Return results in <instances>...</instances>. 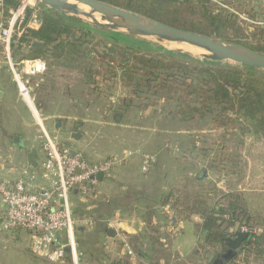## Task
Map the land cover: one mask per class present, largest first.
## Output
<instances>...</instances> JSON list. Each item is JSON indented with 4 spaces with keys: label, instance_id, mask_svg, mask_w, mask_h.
Returning a JSON list of instances; mask_svg holds the SVG:
<instances>
[{
    "label": "trees",
    "instance_id": "trees-1",
    "mask_svg": "<svg viewBox=\"0 0 264 264\" xmlns=\"http://www.w3.org/2000/svg\"><path fill=\"white\" fill-rule=\"evenodd\" d=\"M3 1L5 10L8 8L14 10L17 7L15 0ZM96 1L176 29L239 46L248 51L264 53V23L262 26L253 28L250 39L244 36L238 27L235 38H229L227 33L231 29L230 25H233L229 22L230 16L209 11L204 0H196L195 3L194 0H181L186 4L190 2V6L197 4L203 10L202 18L205 23L198 26L190 25V27L161 18L157 13L160 10H166L164 8L167 6L168 11L177 12L170 7L179 9L180 5L184 4L171 5L180 0ZM32 18L37 20L38 27L26 28L23 34L12 39L13 56L17 52H23L27 54L23 59L54 61L56 66L69 68L86 77V82L90 84L95 83L93 79L96 77L109 75L111 79L119 81L125 88L130 89L127 98H122L120 101L125 110L131 107L134 109L142 107V111H146L150 107L155 108L159 102H167L171 104V107L163 108L160 112L179 123L203 122L212 131H237L241 135L257 139L264 137V70L196 58L168 50L148 39L96 27L40 3L34 8L25 9L23 25ZM33 41L41 42L42 46L29 48L28 45ZM52 65L53 63H50L49 67ZM135 99L140 101L138 107L135 106ZM116 113L114 119L118 120L122 117V112ZM220 159L217 162V167L220 169H225V164L231 162L230 158L225 159L224 155H221ZM214 162L215 160H212L204 170L194 175L195 182L207 168H215L212 165ZM231 173L228 172V174ZM99 182H103V179ZM97 188L98 186L94 187L89 196H93ZM172 194H174L173 202H171ZM71 196L77 195L72 193ZM254 200L255 202L264 201L261 196ZM252 202V198L244 192L232 191L222 193L218 201L208 204L197 192L191 195L188 190L175 193L172 189L167 195H159L158 207L170 205L176 215L175 221L182 222L184 226H190L191 215L198 216L200 223L191 225L195 228L196 246L200 247V251H205L206 247L219 246L222 252H227L223 240L235 234L231 230L249 226L252 219L250 214H256L251 213ZM144 206L142 217L151 232L130 236L128 242L121 244V249L125 251L124 256L113 259L111 264H130L125 247L131 248V252L135 254L136 264H181L180 261L190 250V232H179L177 237L179 241L172 243L168 234L156 231L150 223L152 217L157 215L156 210L152 209V206ZM258 206H263L264 210V204L261 203ZM72 213L78 212L73 210ZM86 215L89 216L87 213ZM98 218L93 216L92 220L91 217L85 220L97 223L100 220ZM259 222H261L260 234L247 236L241 248L227 259L220 258L221 262L264 264V220L260 219ZM83 231L82 228L77 230L81 234L84 233ZM199 239L203 240L204 244H200ZM86 244L89 247L92 242L89 239H78L77 252L83 253L82 250L86 252L87 248L81 249V245ZM179 253L183 256L180 257ZM190 253L193 256L200 254L197 250ZM219 255V253L213 254L206 264L216 261Z\"/></svg>",
    "mask_w": 264,
    "mask_h": 264
},
{
    "label": "rangeland",
    "instance_id": "rangeland-1",
    "mask_svg": "<svg viewBox=\"0 0 264 264\" xmlns=\"http://www.w3.org/2000/svg\"><path fill=\"white\" fill-rule=\"evenodd\" d=\"M15 1L17 3V7L14 10L8 8L5 10L6 13H1L0 10V24H4L7 19L11 17V12L14 13L16 9L23 10L24 12L25 9H28L30 7L34 8L39 3L36 0ZM195 1L196 0H194V3ZM204 1L206 2L205 5L209 11H212L213 13L221 12L230 16L229 22L233 25H230L231 29L227 33L229 35V38H235L236 30L238 27L242 34L250 39L253 28L262 26V23H264V0ZM179 4L184 5H180L179 9L170 7L171 9L177 11L175 13H172V11H168V6L167 8H164L166 10H160L157 13L161 18L173 20L188 27H190V25L198 26L205 23L202 18L203 10L199 5L192 4L190 6V2L186 4L180 0L176 4H172L171 6H177ZM13 38H15L14 34L12 35V39ZM147 39L159 44L165 49L185 53L196 58H201L202 56H211L210 53H208L204 49L190 46L182 42L166 41L162 39L157 40L154 38ZM4 54V51L0 47V62H2V65H0V74L5 77L6 84L8 86L7 91H11V93L9 92V99L12 100L14 106L17 108L15 111H13V109H9L8 107H6L4 101L0 99V165L7 166L9 165V161H7L8 158H12V156L9 155H11L15 150V147L12 144L13 136H17V134H20L22 137H25V132L21 130L19 126H16L15 122H13L16 118V112L18 111L26 119L30 120L31 117L29 116V113H27L28 111L24 107H22L19 102L21 100L17 94L16 87L12 81L8 68L5 65V61L3 59ZM10 55L13 62L18 63L22 60H27L23 59L24 56L27 55L23 52H17L15 53V56H13L12 50H10ZM50 63H53L51 67H49ZM45 64L46 71L43 76H41L40 79L32 80V94L34 95L35 99V112L37 115H40V107L42 108L44 106V110H52L54 107V110L58 112V115L60 116L64 114V110L69 111L73 114L82 112L83 117L87 119L88 122L83 129L90 135L94 134L97 127L92 123V121H94L93 119L99 116L105 119H111V117H114L117 114L116 112H122V118L125 116L123 114V111L125 109L122 108L120 101L122 98H127L130 89L125 88L120 84L119 81L111 79L109 75H104L102 77L94 78L93 80H95V83L90 84L86 82V77L81 76L80 74L70 70L69 68H63L61 66L58 67L56 66L54 61L49 60L46 61ZM94 67L97 66L94 65ZM134 103L135 106L138 107L140 101L135 99ZM72 105L74 107L71 108ZM170 107L171 104L167 102H159L157 103L155 108L150 107V109L146 111H142V107L140 109H134L131 107L129 108V110L127 109L128 113H126L127 116L125 120L130 123L135 119H139V117H142V119L145 120L146 123H148L150 120H155L156 118H158V122L159 124H161L162 121L166 119L169 120L170 118L162 115L160 110ZM119 109H121L122 111H120ZM154 110L155 113H153ZM168 125L169 127L171 126L175 128L176 122L172 124L169 121ZM110 128L112 129L111 133H113V128ZM100 129L104 130L103 134L107 132V129L104 125L101 126ZM178 129L180 131V140L177 142V144L172 145L171 148H167L168 150L171 149L172 159L177 162L178 165L176 169L172 170L180 171L178 176L173 174L172 177V180L177 182L172 187L174 192L178 193L179 191L184 192L185 190H188L191 195L197 192L200 194L202 200L210 204L218 201L222 194L217 189L216 185H225L226 191L230 190L232 192V190H234L235 184L238 183L240 179H242V185L245 190L244 193L253 200L250 206L252 207L251 213H256L255 215L250 214V217L252 219L248 225L256 229L257 235L260 234L261 230L259 226L261 225V222H259V220H264V210L263 206L260 207L258 205L261 203L264 204V201H259L261 202L259 203L255 202L254 199H256L258 196H261V198L264 200V137H260L259 139H257L241 135L237 131H212L209 130L208 125L203 122H178ZM35 133H38L36 129ZM8 135H10L9 140H7L8 138H6ZM38 135H40L41 139V131H39ZM61 140L65 141L66 144H71L73 142V140L69 139V136H67V132H65L64 137ZM40 141L42 144V139ZM86 143L88 144V147L91 146L89 145L91 144L90 142ZM221 155H224L225 159L227 157L230 158V161L232 162H225V169H220L219 167H217V162L221 160ZM212 160H215V162L212 164L215 168L210 169L209 173L206 174V178H203V176L200 177V180L197 183L199 185H196V183H194L193 180H191L190 177L186 175L189 172L191 174H195L196 172L203 170L205 166L212 162ZM253 164H255L256 166ZM23 172V174L29 178V181L27 182L33 183L34 178L30 179V175L28 174V176L26 171ZM228 172L232 173L228 174ZM222 175L226 176V179H224V181H222L221 179ZM167 177H169V175ZM191 178L194 179V177ZM120 181L121 179L118 182L119 184ZM104 182L105 181H103V183ZM112 183V180H109L103 185H100L93 196H87L85 198L77 197V199L71 203L73 205H71L72 210L78 212L76 214L74 213V216L79 219H87L88 217H91L92 220L93 216L97 217L95 213L96 210H98V213L100 215H105L106 217L118 209L129 206L126 204V201L128 195L131 192L122 190L118 183ZM253 188L262 191L253 192ZM29 190H31V187L29 188ZM132 206H134L132 207V209L134 208V212H131L132 216L141 217L143 215V211H141L140 205L133 204ZM86 213L89 216H87ZM123 214L125 215L126 212H124ZM125 216L128 217V215ZM93 226V222L92 225H90L88 220L79 221L76 219V222L74 224V231L77 232V230H79L80 228L84 230V233H82L84 237L81 236L79 240H81V238H84L89 239L92 242L91 246L89 245V247L88 244L81 245V249L85 250V248H87V251L89 250V252L86 251L85 256H82L80 258L78 256V261L80 259L81 264H88L92 258H97L102 264H104L103 262L106 263V261L108 260L112 261L113 259L116 260V258H122L113 256V250L107 251L105 247L102 248L103 246L100 245L101 243L91 239V232H95L96 230H98L96 225L95 227ZM231 232L236 233L237 229H233L231 230ZM137 233L138 232H136V235H138ZM128 239L129 238L127 237L124 241L128 242ZM81 244H83V241H81ZM200 244H204L203 240L200 241ZM128 249V247H125L126 252ZM219 249L220 247L217 246V250ZM217 250L216 247H206L205 251L201 250L200 254L196 256H193L190 253V250H188L189 252L187 251L186 256H184V259L180 262L181 264H206L207 261L212 258L213 254L220 251L219 250L217 252ZM129 251H132L131 248L129 249ZM127 256V259L130 262H135V254L133 252H131V254ZM179 256L181 257L183 256V254H180ZM3 261V264H5L6 262L7 264H9L10 258L4 255ZM42 261L43 264H48L46 263V261ZM252 264L257 263L252 262Z\"/></svg>",
    "mask_w": 264,
    "mask_h": 264
},
{
    "label": "crops",
    "instance_id": "crops-1",
    "mask_svg": "<svg viewBox=\"0 0 264 264\" xmlns=\"http://www.w3.org/2000/svg\"><path fill=\"white\" fill-rule=\"evenodd\" d=\"M3 12L6 13L5 10ZM7 88L8 86L6 84L5 77L0 74V99L4 101L6 107L15 111L17 108L14 106L12 100L9 99V94L11 93V91H9V93L7 91ZM19 102L22 107H24L28 111L27 113H29L31 119H26L18 111L16 112V118L13 122H15L16 126H19V128L25 132V137L17 134L20 140L19 145L13 144L12 139V144L15 147V150L11 155H9L12 156L11 159L8 158L7 160L9 161V165H0V180H7L9 182H15L17 180L29 181V178L23 174V171H26L27 175L29 174L30 176L33 175L35 177L34 182L31 184L32 191H35L36 189L46 185L44 180H42V178L40 177L41 166L45 160L43 145L40 141V135H38L39 131H41L40 128H43L49 136L55 137L59 142L69 147L72 151L82 152L84 156L90 161H99L111 156H117L122 154V152L124 151L130 152L131 156L127 158V160L121 166L113 170L107 178L103 179V181H105L104 183L112 180V182L116 184L121 179L120 184L118 183L121 189L131 192L128 195L126 201V204L129 206L118 209L106 217L105 215H103L104 217L100 215L98 213V210H96V215L100 218V220L97 223L94 222L93 227H95L96 225L98 230H96L95 232H91V239L101 243L100 245L105 247L107 251L113 250V256L123 257L125 251L121 249V244L125 242V238L136 235V232H138L137 234L141 235L144 234V232H151L146 227L142 216H132V213L134 212V208L132 209V207L134 206L132 205H140V209L143 212L145 208L144 205H148L152 206V209L156 210L157 212V215L153 216L150 221L151 225L155 227L156 231L168 233V236L171 238L172 243L179 241L177 238L179 232H190V252L193 250H197L200 252V247L198 248V246H196L197 238L194 233L196 231L195 228H193V226L191 225L199 224L200 218L196 215H191L189 220L190 226H184L182 222L175 221L176 215L170 208V205L167 204L163 207H158L159 195H167L170 191H172V187L177 183L176 181L172 180L173 174L178 176L180 173L179 170H172L176 169L178 165L177 162L172 159L171 149H167L168 147L171 148L172 145L177 144V142L180 140L178 121L166 119L162 121L161 124H159V119L156 118L155 120H150L148 123H146V121L143 120L142 117H139V119H135L133 122L128 123L125 120L127 116L126 113H128V111L126 110L123 111V114L125 116L123 118L121 117L118 120H115L114 117H111V119H105L100 116L93 119L94 121H92V123L97 127L94 134L90 135L83 129L88 122L87 119L83 117L82 112L73 114L69 111L64 110V114L60 116L58 115V112L54 110V107L52 110H44V106L42 108L40 107V115H37V118H35L32 112H30L28 108H26L24 103L22 101ZM72 107L74 106L72 105L71 108ZM169 121L172 124L176 122V127H169ZM103 125L107 129V132H105L104 134V130L100 129V127ZM110 127L113 128V133H111L112 129ZM35 129L38 132L37 134L35 133ZM65 132H67V136H69V139H71L70 135L72 133H78L81 135V137L78 140H73L71 144H66L65 141L61 140L64 137ZM9 136L10 135L6 137L8 138L7 140H9ZM86 142H90L91 144L89 145L91 146L88 147V144ZM29 152H34L35 154V166H30L27 163V154ZM144 154H149L155 157V163L153 167L145 175L140 171L141 158ZM209 171L210 169L207 168L205 172H202L201 177L203 176V178H206V174H208ZM197 173L198 172H196L195 174ZM167 174L169 175V177H167ZM195 174H191L189 172L186 175H188L191 180H194L191 177H194ZM221 179L222 181H224V179H226V176L222 175ZM199 180L196 182L194 180L193 182L196 183V185H199L197 184ZM104 183L101 182L98 187L100 185H103ZM216 187L220 191V193L226 194L228 192H231L230 190L226 191L225 185H216ZM232 191L241 193L245 191L242 185V179H240L239 182L235 184L234 190ZM252 191L260 192L262 190L253 188ZM75 199H77V196H71V203ZM173 200L174 194H172L171 202H173ZM124 212H126L125 215H128V217L123 214ZM3 214L4 204L0 200V222L3 218ZM74 218L79 221L85 220L82 218H76L75 216ZM108 229H112L115 232L112 238L106 236V232ZM103 232H105V236H103ZM81 236H83L81 233H78L76 231L73 232L75 250L79 258L85 256L86 253L85 251H82L83 253L77 252L78 245L76 246V242ZM58 239L60 243H66L68 241L67 236L63 232L59 233ZM30 246V232H26L24 230H14L11 232L3 233L2 235H0V264H3L4 262V255L10 258L9 264H43L41 258L35 257L31 254ZM219 250H217V252L219 251L218 253L220 254L219 258H217L216 261L213 260L212 262H210V264H229L228 262L220 261L222 255H224L226 252H222L221 249ZM87 252H89V250ZM66 254L67 255H65L63 261L59 264H73L69 252H66ZM99 262L100 260H98L97 258H92L88 264H102L101 262ZM103 263L111 264V261L108 260L106 261V263ZM135 263L136 260L135 262H130V264ZM5 264H7V262ZM77 264H81L80 259L79 261L77 260Z\"/></svg>",
    "mask_w": 264,
    "mask_h": 264
},
{
    "label": "built area",
    "instance_id": "built-area-1",
    "mask_svg": "<svg viewBox=\"0 0 264 264\" xmlns=\"http://www.w3.org/2000/svg\"><path fill=\"white\" fill-rule=\"evenodd\" d=\"M4 1L0 0V10L5 9ZM24 12L16 9L4 24H0V47L4 51L3 59L17 94L30 112L35 110V99L32 94V80L40 79L46 71V64L41 59H27L15 63L11 59L10 50L12 35L19 37L26 28L36 29L38 22L32 18L23 25ZM2 65V62H0ZM41 139L45 160L41 166L40 177L44 180L43 187L35 191L29 190L30 182L17 180L9 182L0 180V199L4 204V214L0 222V235L14 230H24L31 233L30 252L49 264H59L63 261L68 250L71 261L77 264L78 256L73 241L74 224L76 219L71 208V195L85 198L100 182L95 178L103 174L107 178L114 169L121 166L130 152H123L99 161L88 160L82 152L74 151L49 136L43 128ZM155 163V157L142 155L140 171L147 174ZM31 178H35L33 175ZM92 225V222L89 221ZM67 236L66 243H60L59 233ZM237 232L247 236L257 235L255 228L238 227ZM128 255L131 254L129 249Z\"/></svg>",
    "mask_w": 264,
    "mask_h": 264
},
{
    "label": "water",
    "instance_id": "water-1",
    "mask_svg": "<svg viewBox=\"0 0 264 264\" xmlns=\"http://www.w3.org/2000/svg\"><path fill=\"white\" fill-rule=\"evenodd\" d=\"M40 4L63 13L68 16H72L82 21L104 29H108L114 32H120L138 36L141 38H154L162 39L166 41L183 42L188 45L199 47L206 50L211 56H202L212 61L228 62L235 65H239L246 68L264 70V53H257L248 51L239 46L225 44L216 41L212 38L198 35L185 30L176 29L160 23L158 21L143 17L141 15L108 5L96 0H36ZM74 5L85 6L92 10L94 13H98L102 16L114 19L113 22H98L92 18L88 13L78 12ZM42 43L38 41L31 42L28 47L36 48L41 47ZM1 95V94H0ZM81 135L78 133H72L70 138L72 140L80 139ZM13 144L19 145L20 140L18 136H14ZM74 151H71V155ZM34 152L27 154V163L30 166H35ZM98 181H102L103 174H98L95 177ZM76 191H74V194ZM115 232L112 229H108L106 236L112 238ZM247 234L236 232L232 237H227L223 240L224 245L227 248V252L222 255L223 259H227L234 252L238 251L243 242L246 240ZM68 252V250H66Z\"/></svg>",
    "mask_w": 264,
    "mask_h": 264
},
{
    "label": "bare ground",
    "instance_id": "bare-ground-1",
    "mask_svg": "<svg viewBox=\"0 0 264 264\" xmlns=\"http://www.w3.org/2000/svg\"><path fill=\"white\" fill-rule=\"evenodd\" d=\"M74 8L78 11V12H84V13H88L92 16L93 19H95L96 21L98 22H113L114 19L112 18H109V17H105V16H102L98 13H94L92 12V10L88 7H85V6H78V5H74ZM102 20V21H101ZM183 43V42H182ZM186 44V43H184ZM188 45V44H187ZM192 46V45H190ZM195 47V46H194ZM199 48V47H198ZM190 51V50H188ZM190 53V52H189ZM192 53H195V52H192ZM211 55V54H210ZM34 109H32V114L34 115L35 118H37V114L35 111H33Z\"/></svg>",
    "mask_w": 264,
    "mask_h": 264
}]
</instances>
